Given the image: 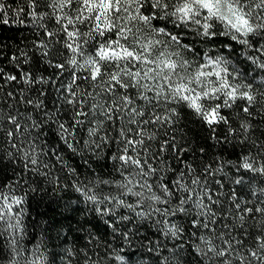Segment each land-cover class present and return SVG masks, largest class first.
<instances>
[{
  "label": "snow or ice",
  "instance_id": "1",
  "mask_svg": "<svg viewBox=\"0 0 264 264\" xmlns=\"http://www.w3.org/2000/svg\"><path fill=\"white\" fill-rule=\"evenodd\" d=\"M0 24L28 30L0 40V264H264V0H0ZM48 184L81 217L29 247Z\"/></svg>",
  "mask_w": 264,
  "mask_h": 264
},
{
  "label": "trees",
  "instance_id": "2",
  "mask_svg": "<svg viewBox=\"0 0 264 264\" xmlns=\"http://www.w3.org/2000/svg\"><path fill=\"white\" fill-rule=\"evenodd\" d=\"M28 30L22 25L13 24H0V40H9L10 38H19L22 34H27ZM227 155V154H226ZM53 175L61 176L63 180V173L54 172ZM47 194L41 192L35 194V198L31 201L29 207V236L26 243L31 247L41 234V227L44 225L41 222H48L50 224H67L69 221L75 225L76 221L80 219L81 213L79 211H73V209H82L83 204H75V200L79 196L72 189L54 191L55 185L48 184L44 186ZM69 201H72L71 207H65ZM52 236L55 233H51ZM3 237H0V242L3 241ZM73 242L72 235H68V243ZM80 241L79 244H82ZM78 244V246H79ZM63 245H61L62 247ZM60 249L58 248L57 251Z\"/></svg>",
  "mask_w": 264,
  "mask_h": 264
}]
</instances>
